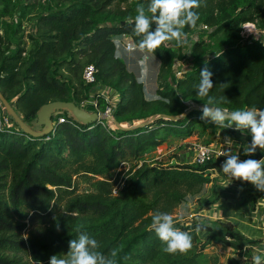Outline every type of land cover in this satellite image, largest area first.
<instances>
[{"label":"trees","instance_id":"trees-1","mask_svg":"<svg viewBox=\"0 0 264 264\" xmlns=\"http://www.w3.org/2000/svg\"><path fill=\"white\" fill-rule=\"evenodd\" d=\"M58 2L61 8L42 13L32 33L21 35L12 49L6 50L7 34L0 33V91L32 128H36L34 120L47 104L50 107L44 115L50 120L57 117L51 114L54 102L75 106L81 100L95 99L96 106H82L85 114L90 113L86 120L85 114L80 120L63 111L64 121H57L41 135H31L0 101V264L47 262L52 255L67 258L69 241L77 238L79 226L99 242L97 251L108 255L112 249L117 250L116 264H200L204 247L213 241L242 250L248 240L230 220L215 230L212 224H184L174 216L178 204L210 180L209 169L223 172L220 159L210 157L204 163L143 161L115 188V193L114 181L108 175L120 163L138 160L147 150L158 147L166 136L190 135L197 121L216 125L201 119L202 105L208 97L197 96L194 87L205 67L213 74L214 87L209 96L216 99L217 106L264 109V41L246 42L240 32L246 23L264 28V0H200L201 6L194 9L199 13L196 27L183 30L195 33L208 25L212 30L207 34L213 42L207 43L201 36L191 39L186 49L192 64L183 77H177L176 87L165 76L158 81L156 94L169 103L146 102V85L136 78L138 69L130 68L124 57L114 58L113 38L139 42L127 19L136 15L137 5L147 7L148 0H126L127 6L114 9L110 6L116 0ZM153 55L161 67L165 62L172 70L176 53L170 47L161 46ZM88 63L95 65L99 82L120 94L113 109V128L99 121L97 109H103L105 101L92 96L91 84L82 79ZM186 99L202 104L185 111ZM158 114L160 117H156ZM5 118L12 124L7 126ZM145 118L149 123L143 122ZM233 127L223 129L231 131ZM263 156L264 150L258 149L248 159ZM79 172L92 181L91 191L76 193L73 175ZM233 181L240 187L227 188L226 192L213 188L211 195L197 200L196 210L223 196L252 207L264 197V191L252 184ZM156 212L169 213L175 227L191 234L189 250L172 254L163 251L165 245L150 231ZM34 215L41 217L39 233L23 237L25 219L31 220ZM197 226L206 232L204 238L196 231Z\"/></svg>","mask_w":264,"mask_h":264},{"label":"rangeland","instance_id":"rangeland-1","mask_svg":"<svg viewBox=\"0 0 264 264\" xmlns=\"http://www.w3.org/2000/svg\"><path fill=\"white\" fill-rule=\"evenodd\" d=\"M119 1L120 0H116V4H112L110 7L112 9H114L115 6L124 7L129 3L126 4V0H121V4H119ZM61 6L62 5H60L58 0H0V33L7 34L6 41H4L6 50L8 51V49H12L13 43H17L21 35H30V33H32L37 18L42 13L48 9L54 10L61 8ZM255 25L257 26V29H260L258 24L255 23ZM207 33L204 34V37L201 36L200 38L207 43H212L213 39H210L209 34ZM194 34V32L187 33V43L181 47H177L174 41L168 43L167 47H170L176 53L172 70L171 68L168 69V67H166L165 62H162L161 67V62L155 56L152 71L146 83L147 87L156 91L158 81L164 76L173 84V86L176 87L177 77H183L182 75L187 69L183 70L180 68L186 63V48L187 46H190L191 37ZM129 40L134 44L136 43L131 39ZM210 40L212 42H210ZM30 43L31 42L28 41V44ZM213 49L214 48L209 47V50ZM178 54H180V56H177ZM208 55L210 54L208 53ZM180 62L181 64H179ZM190 63L191 62L188 60L187 64L189 65ZM185 67H187V65ZM160 71H162L163 74L161 77ZM183 102L185 106L189 107V109L191 107L198 108L202 104L191 99H186ZM247 108L250 107H245L244 109ZM156 117H160V115L158 114ZM5 121L8 123L6 118ZM143 122L149 123V119L145 118ZM227 123L228 122L225 121V124ZM7 126L9 125L7 124ZM106 126L113 128L114 123L111 122ZM45 128H47L46 130H51L53 125L47 124ZM223 128L224 127L219 125H209L208 122L197 121L193 124L192 133L190 135L182 138L177 137L176 135L166 136V139L158 147L147 150L140 159L138 158V160L120 163L115 168L113 174L108 175L110 180L114 181L113 193L116 192L115 188L118 185H121L143 161H146L147 163H168L171 161L191 162L190 159L195 154L193 146L196 144H204L216 148L223 147L225 148L224 152L230 149L232 154L239 155L241 160L248 159L249 156H246L243 153V147L248 143L250 138L249 131L247 129H242L240 131L235 127H233L231 131H228ZM226 137L232 139L230 145L225 143ZM211 158L212 160L219 159L215 156H212ZM225 159L226 157H224V160ZM207 176H209L210 180L204 183L198 192L189 193L174 209L176 220H179L184 224L193 221H202L204 223L212 224L215 230L222 228L223 221L232 220L235 226L240 231L244 232L248 241L242 250H234L222 242L219 243L213 241L212 244L209 243L204 247L203 252L199 257L200 264H229V258L234 259L230 264H252V257L257 254H260L262 260H264V197L258 198L254 207H252L249 204L241 206L237 199L223 196L217 202L196 210L198 207L197 200L201 197L211 195L213 193V188H216L217 191L226 192L227 188L240 187L239 184L235 183L223 172L220 173L217 168L209 169L207 171ZM73 184V186L76 187V193L78 194L93 189L90 178L81 172L73 175ZM60 208H62V206ZM30 213L31 212H29V214ZM214 214H219V217H214ZM232 216H235L236 218H232ZM40 221L41 217L37 215H34L31 220L26 218L25 227L22 229L23 237H27L30 232H33V235L37 236L39 233L37 230L39 229ZM199 234L204 238L206 232L199 231ZM27 260H30L29 252ZM29 264H49V261L39 262L31 260Z\"/></svg>","mask_w":264,"mask_h":264},{"label":"clouds","instance_id":"clouds-1","mask_svg":"<svg viewBox=\"0 0 264 264\" xmlns=\"http://www.w3.org/2000/svg\"><path fill=\"white\" fill-rule=\"evenodd\" d=\"M201 6L200 0H148L147 7L139 4L136 15L129 17L127 23L132 26V32L140 37L135 44H126L121 38H113L114 58L129 57L135 61L138 69L136 78L141 85H146L152 71L155 56L153 55L161 46L167 47L168 43L175 42L177 47L187 43V33L183 29L195 28L199 20V13L194 9ZM212 72L206 67L201 70L200 80L194 87L197 96L208 97L202 105L201 119L214 122L224 128L232 127L237 130L247 129L251 135L250 143L243 147L246 156L254 155L258 149L264 150V109L250 107L247 109L229 110L217 106L214 97L209 96L214 87ZM144 99L152 103L163 101L165 98L156 94L154 89L144 87ZM225 121H228L225 124ZM232 139L225 138V143L230 145ZM226 157L220 169L232 180H241L252 184L257 190L264 191V157L260 159L241 160L231 150L222 153ZM82 226L77 227L78 236L69 241L67 258H58L52 255L49 264H116L117 250L112 249L105 255L97 249L99 242L82 231ZM59 231V226H57ZM201 230L197 226L196 231ZM150 231H154L159 240L165 245L163 251L169 254L185 252L192 247V236L189 232L175 227L173 216L166 212H156L152 216ZM252 264H264L261 255L252 257Z\"/></svg>","mask_w":264,"mask_h":264},{"label":"built area","instance_id":"built-area-1","mask_svg":"<svg viewBox=\"0 0 264 264\" xmlns=\"http://www.w3.org/2000/svg\"><path fill=\"white\" fill-rule=\"evenodd\" d=\"M251 26V27H250ZM212 29L208 25H202L195 34L191 37L192 40H195L199 38L200 36L204 37V34L207 32H210ZM1 32V30H0ZM241 35L244 41H264V28L257 29V26L255 23H246L242 26ZM126 44H134L131 41H124ZM190 41V45H191ZM14 47V45H13ZM189 48V46H188ZM211 54V52H209ZM186 63L181 66L180 69L185 70L186 68L190 67L192 63L189 65L187 64L188 60L191 62L190 58V52L189 49L186 51ZM181 64V62L179 63ZM187 65V67H185ZM96 73V67L93 63H88L84 66L82 71V79L84 83L91 84L92 91L91 95H97L101 96L105 101V106L103 109H97V115L99 121L104 124L108 125L109 123L113 122L112 116H113V109L116 103L120 99V94L117 90H115L113 87H111L109 84L99 82L96 79L95 76ZM91 104L96 106V100L92 99L90 101ZM83 103H81L80 106H82ZM56 112L54 115H57L56 118L52 119V124H55L57 121H64L65 117L61 112L57 114ZM8 125H11L12 123L8 121ZM195 154L190 159L191 162L195 163H204L208 158L215 156L220 159L221 162H224V157L222 153H224L225 148L223 147H211L204 144H196L193 146Z\"/></svg>","mask_w":264,"mask_h":264},{"label":"crops","instance_id":"crops-1","mask_svg":"<svg viewBox=\"0 0 264 264\" xmlns=\"http://www.w3.org/2000/svg\"><path fill=\"white\" fill-rule=\"evenodd\" d=\"M122 40H123V39H122ZM125 40H126V41H130V40L127 39V38L124 39L123 41H125ZM124 58L126 59V62H127L128 66H129L130 68L137 69L134 60H132V59L129 58V57H124ZM90 94H91V93H90ZM90 101H91V99H84V100H81V102H80L79 104H76L75 106H73V108H71L70 106H65V105L58 104L57 102H54V103L51 104V106H52L51 114L54 115L56 112H61V114H64V113H62V112L64 111L65 114H67L68 116L73 115L74 117L79 118V119L81 120V119H83V116H84V115H82V113H81L78 109L82 110V109H83L82 106H84V104H91ZM81 103H83L82 106H80ZM49 107H50L49 104H47V105L44 106V108H43L42 110H40L41 112L37 114L38 118L34 120V127H36V128H40V129L42 130V129H44V128L47 126L49 120H47V119L45 118L46 115H44V114L47 112V110L49 109ZM86 112H87V113L85 114V118H84V120L87 119V114H90L88 111H86ZM235 212H236V211H235ZM235 212H234V213H235ZM213 216H214V217H219V214H218V215L214 214ZM232 218H236V217H235V216H232ZM238 220H239V219H238ZM230 221L234 224V222H233L232 220H230ZM239 221H240V220H239ZM237 223H239V222H237ZM240 223H241V221H240ZM242 223H243V222H242ZM234 225H235V224H234ZM241 232L244 234L243 231H241ZM244 235H245V234H244ZM212 243H213V242H211L210 244H212ZM219 243H220V242H219ZM228 247H229V246H228Z\"/></svg>","mask_w":264,"mask_h":264},{"label":"water","instance_id":"water-1","mask_svg":"<svg viewBox=\"0 0 264 264\" xmlns=\"http://www.w3.org/2000/svg\"><path fill=\"white\" fill-rule=\"evenodd\" d=\"M0 101L2 102L3 107L6 110V112H8V114H10L12 116V118L15 119V121L21 126V128L25 132H27V133H29L31 135H41L43 132H47L49 130V129L46 130L47 128H44L42 130L41 129L32 128L27 123H25V121L22 119L21 115L15 110V108L12 105H10L9 101L3 96V94L1 93V91H0ZM69 106L71 108H73V105L72 104L69 105ZM188 109L189 108H187L185 111H187ZM78 110L82 113V115L85 114L83 112V110H80V109H78ZM178 116H180V115H173L172 117L173 118H176ZM97 117H98V115H97ZM111 118L114 121L113 116ZM47 120H49L48 125L52 124V120H50V119H47Z\"/></svg>","mask_w":264,"mask_h":264}]
</instances>
